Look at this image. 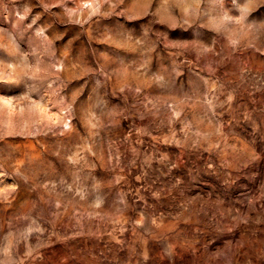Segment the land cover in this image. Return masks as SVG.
Here are the masks:
<instances>
[{
	"label": "rangeland",
	"instance_id": "1",
	"mask_svg": "<svg viewBox=\"0 0 264 264\" xmlns=\"http://www.w3.org/2000/svg\"><path fill=\"white\" fill-rule=\"evenodd\" d=\"M0 264H264V0H0Z\"/></svg>",
	"mask_w": 264,
	"mask_h": 264
}]
</instances>
